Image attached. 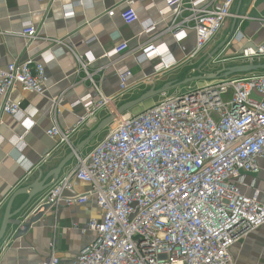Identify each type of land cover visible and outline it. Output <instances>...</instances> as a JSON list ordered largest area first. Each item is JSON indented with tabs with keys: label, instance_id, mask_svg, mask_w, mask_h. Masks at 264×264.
I'll list each match as a JSON object with an SVG mask.
<instances>
[{
	"label": "built area",
	"instance_id": "obj_1",
	"mask_svg": "<svg viewBox=\"0 0 264 264\" xmlns=\"http://www.w3.org/2000/svg\"><path fill=\"white\" fill-rule=\"evenodd\" d=\"M235 1L165 0L160 13L169 15L167 31L176 40L186 37V28L195 32L193 57L227 18L235 16L231 10ZM134 2L124 1L126 8L120 17L127 24L138 20ZM71 6H62L64 17L74 16ZM106 13L114 15L112 9ZM154 29L151 23L144 32ZM37 31L26 21L21 36L31 43ZM127 52V42L113 50L118 57ZM263 55L261 43L235 56L244 63H256ZM39 56V60L28 57L0 67L3 113L30 120L31 115L10 92L19 86L39 95L46 93L45 63L51 58L50 50ZM158 56L161 61L156 71L169 68L173 59L170 62L153 44L142 47L135 59L142 63ZM76 57L80 69L93 81V73L87 71L89 61ZM118 76L123 94L132 73L127 70ZM161 96V101L137 114L118 115L87 154L74 153L72 170L39 200L37 210L45 205L56 208L60 203L80 206L89 200L100 209L101 217L90 219L87 227L94 232L93 239L71 264H237L231 247L264 224V203L257 195L246 196L239 187L245 174L258 172V159L264 157V73L221 78L185 93ZM60 99L52 101L54 119L46 134L69 143L71 149L69 138L74 131L101 108L110 113L116 109L101 93L96 100L87 94L72 104H82L85 113L73 127L62 130L56 118ZM23 136L13 137L12 145H23ZM72 178L88 183L89 189L65 194ZM26 221H21L17 232L25 230ZM40 264L62 263L52 249Z\"/></svg>",
	"mask_w": 264,
	"mask_h": 264
},
{
	"label": "crops",
	"instance_id": "obj_2",
	"mask_svg": "<svg viewBox=\"0 0 264 264\" xmlns=\"http://www.w3.org/2000/svg\"><path fill=\"white\" fill-rule=\"evenodd\" d=\"M124 1L53 0L46 3L38 0H0V67L28 57L39 60L40 53L47 49L51 53V58L45 63L48 88L44 95L22 90L19 86L10 92V97L20 103L25 113L31 115L30 120H18L3 113L0 103V226L11 195L26 185L28 180L35 179L39 172L44 175L55 168L71 151L69 143L60 142L46 134L54 119L53 99L61 97L56 118L62 130L69 129L85 113L82 104L75 107L72 104L87 94L96 100L101 93L116 108L136 99L135 95L144 93L153 85L159 87V82L162 86L182 78L187 72L195 73L209 54L227 38L234 20L236 23L230 44L214 56V62L211 61L217 69L222 64L226 67L241 64L234 57L223 63L219 62L220 59L236 55L243 47L264 43V0H236L231 9L235 16L227 18L213 39L193 57L190 55L196 45L195 32L186 28V37L178 41L167 31L170 17L160 13L165 8V0H135L133 7L138 20L131 24L125 23L120 17L126 8ZM63 5H72L73 17H64ZM110 9L114 11L111 17L106 13ZM26 21H31L38 29L31 43L21 36ZM151 23L155 24V29L145 33V27ZM56 41H63L64 44ZM121 42H127L129 52L118 57L113 50ZM146 44H153L162 56H168L170 62V58L173 59L169 68L156 71L160 56L137 62L135 57ZM76 55L89 61L87 71L93 73V81L80 69ZM208 63L201 69L213 72L209 70L210 65L206 66ZM256 63H264V55ZM127 70L132 73V77L128 89L120 94L118 73ZM172 75L175 77L172 78ZM145 79L150 82L144 83ZM109 114L107 108L98 110L90 122L70 135L71 145L84 139ZM22 134L23 145L13 146L12 138ZM103 136L93 144H86L81 154H87ZM74 164V159L70 160L62 168L58 179L66 177ZM258 166V172L243 176L239 187L246 196L257 195V199L264 203V157L258 159ZM70 184V188L65 191L67 195L84 193L90 187L76 178L70 179ZM45 194L35 200L34 209ZM25 199L26 196L16 197L11 211H15ZM37 212L40 214L34 220L32 218L30 228L25 233L18 234L17 225L8 226L0 240V264H40L52 249L62 264H71L94 237V232L87 229L90 219L101 217L94 200L74 207L60 203L56 208L43 207ZM29 217L20 214L14 219L30 222ZM74 224L79 228L74 227ZM230 251L237 264H264V224L237 241Z\"/></svg>",
	"mask_w": 264,
	"mask_h": 264
},
{
	"label": "water",
	"instance_id": "obj_3",
	"mask_svg": "<svg viewBox=\"0 0 264 264\" xmlns=\"http://www.w3.org/2000/svg\"><path fill=\"white\" fill-rule=\"evenodd\" d=\"M236 20H234L233 25L231 27L230 33L227 36L226 39H224L221 44H219L208 56L206 61H204L196 70L199 74L193 77H187L181 81H169L163 84L161 87L156 88L155 85H153L149 90L142 93L138 98L127 101L118 107H116L114 113H110L103 119L97 123V125L86 135L84 139L79 141L76 145H72L71 151L64 157V159L53 169L48 171L43 175L42 172H39L38 176L33 180H28V183L24 185L23 187L17 189L10 197L7 206L5 208L4 216L1 222L0 226V240L4 237L6 230L9 225H19L21 223V219H14V217L20 215V214H26V216H30V222H25V230L18 231V234L25 233L30 228V223L33 218H36L40 212L35 211V206L33 205L35 200L44 192L49 193L51 190L52 185L58 180L59 174L62 170V168L73 159L74 153L80 152L81 149L89 143V141L95 137L98 133L103 131L105 128L110 126L113 122V120L118 116L124 114L126 111H128L130 108L135 106L136 104L142 102L145 99H149L151 97H154L156 95H162L166 93L168 90L180 87L186 83H191L194 81H200V80H210L214 81L221 78H227L236 74H246V73H252V72H258V71H264V63H241L238 65H233L226 67L224 64H222L220 69H217L216 71L205 73L202 71V67L204 64H206L209 60L214 62L213 58L215 55L219 53V51L230 44V38L232 36V33L234 31ZM247 48V47H243ZM254 48V47H253ZM242 53V50L239 52ZM237 58L235 55H232V57H226L219 60L220 63H223L226 59L231 58ZM180 94V93H179ZM51 179V180H50ZM18 196H26L25 201L15 210L11 211L12 204L16 197ZM40 200V199H39ZM39 203V201H38ZM34 206V207H33ZM49 208L48 205L44 206V209ZM35 212H37L35 215H33ZM33 216H32V215Z\"/></svg>",
	"mask_w": 264,
	"mask_h": 264
},
{
	"label": "rangeland",
	"instance_id": "obj_4",
	"mask_svg": "<svg viewBox=\"0 0 264 264\" xmlns=\"http://www.w3.org/2000/svg\"><path fill=\"white\" fill-rule=\"evenodd\" d=\"M235 60H236L237 63H239V62L242 63V62H243L242 59H237V58H235ZM239 64H240V63H239ZM209 65H210V69H209V70H211V71H216V69H217L216 67H217V66L212 65L210 60H209V63H208L206 66H209ZM202 71H203V70H202ZM207 71H208V70H207ZM203 72H204V71H203ZM205 73H208V72L205 71ZM263 73H264V72H263ZM198 74H199L198 72H196V73H189V74H188V72H187V74H184V76L181 75V76H183L182 78L174 79V81H181V80H183V79H185V78H187V77H193V76H196V75H198ZM173 77H175V75H172V78H173ZM177 77H178V76H177ZM231 77H233V78H239V77H241V76H231ZM172 81H173V80H172ZM209 82H211V81H210V80H200V81H194V82H191V83H186V84H184V85H182V86H180V87H176V88H173V89L168 90V91L166 92V96H170V95H172V94H174V93H185V92L188 91L189 88H198V87H202V86L206 85V84L209 83ZM157 85H158L159 87H161V83H160V82L157 83ZM159 87H157V88H159ZM142 93H143V92H142ZM142 93H140V95H141ZM136 94H139V92H137ZM140 95H135V97L138 98ZM163 98H164V97H162L161 95H156V96L151 97V98H149V99H145V100H143L142 102H140V103L136 104L135 106H133L132 108H130V109H129L128 111H126L125 113L130 114V115H131V114H137V113H139V112H141V111L147 109V108L150 107L151 105H153V104H155V103L161 101ZM107 131H108V127L105 128L103 131H101L100 134L98 133L95 137H93V138L89 141V144H93V143H95V141H97V139H98L99 137H102L103 135L105 136V135L107 134ZM104 136H103V137H104Z\"/></svg>",
	"mask_w": 264,
	"mask_h": 264
}]
</instances>
